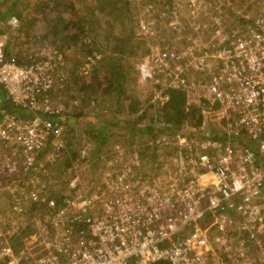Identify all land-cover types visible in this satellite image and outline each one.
<instances>
[{
  "label": "built area",
  "instance_id": "1",
  "mask_svg": "<svg viewBox=\"0 0 264 264\" xmlns=\"http://www.w3.org/2000/svg\"><path fill=\"white\" fill-rule=\"evenodd\" d=\"M259 1L254 15L247 3L228 18L217 3L207 18L202 2L190 0L191 12L177 28L187 46L151 47V57L137 70L142 81H150L163 73L208 75L217 67L200 114L203 126L179 136L170 145L179 157L162 158L154 172L142 170L140 152L118 146L122 169L99 179L98 186L84 185L79 163L63 168L59 180L50 173L70 156L65 126L45 115L61 108L50 93L63 86L64 56L56 58L61 67L48 55L20 64L6 57L0 41V82L29 114L0 121V224L11 216L7 228H0V264H264V0ZM18 22L16 16L9 20L14 27ZM146 25L141 23L145 36H155ZM91 152L88 143L80 153L84 159ZM25 231L26 247L16 242Z\"/></svg>",
  "mask_w": 264,
  "mask_h": 264
},
{
  "label": "rangeland",
  "instance_id": "2",
  "mask_svg": "<svg viewBox=\"0 0 264 264\" xmlns=\"http://www.w3.org/2000/svg\"><path fill=\"white\" fill-rule=\"evenodd\" d=\"M104 1L105 2L100 3V0H0V5L2 7L0 10V18L5 17L6 13L10 10V6L14 5L13 3L16 2L17 4L14 10L22 12V19H30L29 25H26L23 29H20L22 24L21 19H19L18 26L16 27L9 25L7 22L8 20L4 21V27L0 26V41L4 42L5 45L10 42L12 45L15 44L16 47L18 46L24 51H30L33 54L36 53L30 58L32 60H38L40 59L39 57H44L46 55L56 59L59 57V54L65 56L64 53L69 54L70 52L72 57L70 59L68 58V65L65 64L69 68L71 77H74V75L80 76L78 89H70V91L67 92L68 94L65 92V94L60 97V92H52L53 94H50V98L58 107H60V105L62 107L65 101L69 104L71 103L73 106L70 108H65V106H63L62 109L66 110L65 112L68 115L70 114L71 118L73 117V119H75L70 123L69 127L73 129V132L75 133L74 136H76L72 142V149L78 151L79 154L78 157L72 159H68V155L64 160L52 167L50 173L54 179L56 178V180L63 177V168L67 167L68 169L71 165L73 166V164L79 163V168L84 169V185H93L94 183L95 186H98L99 184L96 182L99 179L104 178L107 175L110 177L115 170L118 171L122 169V164L119 163V158H121V156L118 151L120 150L117 145H122L121 148L124 150L139 149L137 152H140V164L143 165L142 170L145 171L146 169H149V172H154L156 169L159 170L162 158L167 160L179 157L180 151L170 145L176 143L180 139L179 136H188L190 133L194 135L198 128L203 126L200 114L202 107L205 108L207 104L205 98L206 89L207 86H209L211 79L216 72H218V68L215 67L212 73L208 75L189 72L186 76H177L176 74H173L172 76L163 73L158 75L154 80L140 81L137 65L144 58L148 59L151 57V47L154 49L159 48L167 50L172 43L178 44L182 48L187 46L185 40L187 36L185 37V32L183 31V36H179L180 34L178 33L177 28L183 26V18L181 17H185L191 12L189 7L190 0H185V2L188 1V4L186 3V5L181 3L179 5V11L181 12L177 11V13L173 9H169L170 4L168 3V0ZM199 1L202 2L200 11L205 10L207 12V18L211 13L214 14L217 11L215 8L217 7V3H220L218 5L221 7L222 5L224 6L221 9L228 18L232 17L230 10L234 11L240 9L241 6H244L247 3L250 4L249 10L253 15L260 9L259 5L263 4V2L259 0H255L254 2L251 0ZM164 2H166L165 5ZM180 2L182 1L176 0L175 5H178ZM255 2L259 5H256ZM158 4L159 7L158 10H156L155 6H158ZM94 7L96 8L95 15H90L91 13H88V10L92 11V8ZM102 8H105V10L103 11ZM63 10H66V12L71 15V18L75 21L76 27L78 26L76 21L81 17H84L81 26L85 25L86 27V25H88L87 27L91 28V31L93 30L88 34L85 33L86 28L85 30H80L82 33L80 40L83 39L82 43H84L86 38L87 40L89 38H94L98 41L97 44L88 40L95 44L90 43L92 47L88 50H76L80 55L78 57L74 56L73 53L75 51L73 52L72 50H65L59 53L60 49L64 47L63 43L66 44L71 41L68 39V41L65 42L67 37L62 32L59 34V14H61ZM153 11L154 13H151ZM99 13L100 16H105L104 21L99 20V17L97 16ZM124 13H127L126 18L124 17ZM118 15H120V17ZM129 15L131 19L134 18L133 22L130 17L127 18ZM113 21L114 25L111 26L110 23ZM144 22L147 24L146 26L150 28L152 33L155 32L153 38L149 35L144 36L145 34L141 30V23ZM133 27L137 34L148 38L149 45L143 44L132 38L131 29ZM195 27L198 28V25L196 24ZM187 34H189V32ZM54 35H59L61 38L58 37L57 40H55L52 37ZM49 37L53 43L51 46L44 49L51 50V52L43 51L44 49L42 47L36 50L37 46L41 43L43 44L44 41H46L44 45H49L48 43L51 42V40H47ZM114 46L118 47V49H120V47L125 48L127 50L126 54L121 55L115 51L116 49H113ZM74 47L76 48L77 46ZM82 50H85L86 52H81ZM89 51L90 54L95 53V55H92L94 56V59L88 54ZM111 53H114L115 57H118L119 59L122 57L121 61H124V63L134 65L136 71L130 72L129 68L128 71L129 74L131 73L135 75L136 79H131L129 77V81L126 83V85H129L127 92L125 91L122 94L114 92L112 95H109L107 99V97H103L102 94L94 92L92 86L96 83L94 81L95 75L92 72V69L102 68L103 61L97 63V61H95L97 59L96 56L103 60L104 56H110ZM150 61H152V59H150ZM84 69L87 71H85L82 76L80 73H83ZM62 70L63 69L60 68V73ZM65 71L67 70L65 69L64 72ZM99 75L101 78L103 72L99 73ZM108 75L109 73L107 72V76ZM74 78H71L72 82L78 80ZM84 83L92 84V86L86 91V94L84 93L86 88ZM174 89L177 90L176 94L171 92V90ZM89 94L92 95L91 98L94 101V105H90L89 97L87 96ZM132 103H137L141 109L137 115H131V122L135 123V129L133 132H129L125 129L126 124L121 121L118 112L116 113L120 118L119 126H115V122L111 117L113 112L121 109L123 106V109L130 107ZM107 109L109 110L108 113ZM77 112L82 113L77 116ZM88 115L94 117H89ZM95 116H99L96 118V120H98L97 122L93 119ZM103 117L105 119H103ZM151 126H157L161 129L173 128L175 130L164 132L156 129L155 131L148 133L146 130ZM91 127H96L98 131L106 132L105 147H101L100 151H98V149H96V151L93 150L90 155H86L83 159L80 152L88 142L87 129H90ZM131 144L134 145L131 146ZM155 151L158 155L154 154ZM68 153L69 152H67V154ZM128 156V153L125 152V157ZM125 161L123 163H125ZM66 163H68V165H66ZM11 209L12 205H6L7 213L11 212ZM6 218L7 219L0 224V228L2 229L7 228L11 216L7 215ZM2 229H0V231ZM23 237L24 238H21L16 242L20 245L22 240L26 247V241L30 240V236L26 234L23 235ZM25 247H22V249H25ZM258 264L261 263L259 262Z\"/></svg>",
  "mask_w": 264,
  "mask_h": 264
},
{
  "label": "trees",
  "instance_id": "3",
  "mask_svg": "<svg viewBox=\"0 0 264 264\" xmlns=\"http://www.w3.org/2000/svg\"><path fill=\"white\" fill-rule=\"evenodd\" d=\"M3 1H5V0H3ZM181 1L182 2H180L178 5H175L176 0H168V3L170 4L169 5V7H170L169 9H173L176 13H177V11L181 12V11H179V9H180L179 5L181 3H183L185 5H186V3L188 4V1H186V2H185V0H181ZM103 2H105V1L104 0H100V3H103ZM13 4L14 5L10 6V8H9L10 10L6 13L5 17L0 18V26L4 27V25H5L4 21L8 20L7 22L9 23V20L11 19V17L16 16V17H18V19L22 20V24H21L20 29H23L24 27H26V25H29L30 19L29 20L28 19H22V17H23L22 12L14 10V8L16 7L17 3L14 2ZM165 4H166V2H164V5ZM177 6H178V8H177ZM158 7H159V4H158V6H155V9L158 10ZM1 8L2 7L0 5V10H1ZM102 10L104 11L105 8H102ZM95 11H96V8L94 7V8H92V11L88 10V13H91L90 15H95ZM121 13H120V15H121ZM126 14L124 15L125 18H126ZM120 15H118V16L120 17ZM97 16L99 17L100 21H104V17L105 16H100V13L97 14ZM129 17H130V15L127 18H129ZM130 19H131V17H130ZM131 20L133 22L134 18L131 19ZM83 21H84V17H81L80 19H78L76 21V23L79 26V27L77 26L78 27L77 28L76 25H75L74 19L71 18V15H69L66 12V10H63V12H61V14H59V34H60V32H62L67 37V40H65V42L68 41V39L71 40L70 42H67L66 44H64L62 42L64 47H62L60 49L59 53H61L62 51H65V50H69V51L72 50L73 52L74 51L76 52V53L75 52L73 53L74 56L78 57L80 55H79V52H77L76 50H80V49L88 50V49H91V47H92L91 44H95V43L98 44V41H96V39H94V38H89L88 40H91L92 42H95V43H91L90 41L87 40V38L85 39L84 43H82L83 39L80 40L81 35H82L80 30H85V28H86L85 33H87V34L91 31L90 30L91 28L87 27L88 25H86V27H85V25L81 26ZM110 25L113 26L114 25V21L112 23H110ZM131 31H132V36H133L132 38L136 39L137 41H139V42H141L143 44L149 45L148 44V38L144 37L145 35L142 36V35L137 34L135 32V30H134V27L131 29ZM71 33H72V35H71ZM65 36H62V37H65ZM52 37H53V39L57 40L59 35H54ZM59 38H61V37H59ZM151 38H153V37H151ZM47 40H51V38L49 37V39H47ZM45 42L46 41H44L43 44L41 43L40 45H38L36 50L38 48H40V47H42L43 49L47 48V47L51 46V44L53 43V41L51 40V42L48 43L49 45H44ZM74 46H77V47L75 48ZM113 49L114 50L116 49L115 51H117L121 55L122 54L125 55L126 52H127V50L125 48H122V47H120V49H118V47L114 46ZM43 51H48V49H44ZM81 52H86V51L82 50ZM114 53H111L110 56H104L103 60L96 56L97 59L95 61H97V63H101L103 61V64L101 66L102 68H93L92 69L93 71L91 70L94 73V75H95L94 81L96 83L95 84L96 87H95V85L92 86V84H89V83L85 84L84 83L86 85V88H85V91H84L85 94H86V91L91 86L93 87L94 92H96V93L98 92L99 94H102L103 97H107V99H108L109 95H112L114 92H116L118 94H122L125 91L127 92V88L129 87V85H126V83H128L129 77L131 79H136L135 75H133L131 73L129 74L128 68L130 69V72H132V71L135 72L136 70L134 69L135 68L134 65H128L127 63H124V61H121L122 57L119 59L118 57H115ZM5 54H6L7 58H16L17 62L20 63V64L31 65V64H33L34 60H32L30 58H32V56H34L36 53L33 54L30 51H24L23 49L19 48L18 46L16 47L15 44L12 45V43L9 42V43H7L5 45ZM64 54H65V56H64L65 63L67 64V61H69V59L72 57V54L70 55V52H69V54H66V53H64ZM88 54H90V51H89ZM90 55L91 56L95 55V53H92ZM93 57L94 56H92V58ZM55 62L59 66L58 59H56ZM66 64L63 67H61L63 64L59 66L62 69H64V70L66 69L67 70V71H65L66 74H65L64 70H62V74L64 75V77L62 79L63 86L59 88V91H55V92H60L59 93V97L63 96L65 94V92L66 93L69 92L70 89L71 90H74V88L78 89V85H79L80 76L79 75H77V76L74 75V77L76 79H78V80H74L72 82L71 78H74V77L73 76L71 77L70 72H69V68L67 67L68 64L67 65ZM85 69H86V67H85ZM85 69H84L83 73H80V75H82V76L84 75V72L87 71ZM81 70H83V69H81ZM102 72H103V76L100 78L99 73H102ZM107 72L109 73L108 76H107ZM76 73H78V72H76ZM59 78H62L61 74H59ZM140 81H142V80L140 79ZM79 91H81V90H79ZM55 92H53V93H55ZM171 92L176 94L177 90L174 89V90H171ZM53 93H50V94H53ZM87 96L89 97L88 99H89L90 105H94V101L91 98L92 95L89 94ZM63 106H65V108H70L72 106V104L71 103L69 104L67 101H65ZM62 107L60 108L58 114H55V115L45 114V115L48 116L50 119L59 122V124L61 123V124H63L65 126V140H66V143H67V150L70 153V156H69L68 159H72V158H76V157L79 156L78 151H75V150L72 149V146H73L72 142H73V140H74V138L76 136H74L75 133L73 132V129L69 127L70 123L73 122V120H75V119H73V117L71 118V115L70 114L68 115L65 112L66 110L62 109ZM123 108H124V106L121 109L113 112L111 118L115 122V126H119V120L121 118V121L125 122V124H126L125 125V129H127L129 132H133L134 129H135V123L131 122L132 121L131 120V118H132L131 115H137L138 112H140L141 108H139L137 103H135V104L132 103L130 105V107H127L125 109H123ZM108 112H109V110L107 111V113ZM116 112H118V114L120 115V118L118 117V114ZM81 113L77 112V116H78V114L80 115ZM6 115H19V116L28 115L29 116L28 112L24 108H22L21 106H19L18 104H16L13 101L12 97L9 96L7 89L0 82V121L2 119H4ZM88 116L89 117H94L92 115H88ZM98 117L95 116V118H93V119L96 120V118H98ZM103 119H105V118L103 117ZM97 121L98 120H96V122ZM156 129H159V130L164 131V132L168 131V130H175L173 128L161 129V128L157 127V126H151V127H148L146 131L149 133V132L155 131ZM87 131H88V142L86 144L87 145H88V143L91 144L92 151L93 150L96 151V149H98V151H100L101 147H105V142H106L105 133L106 132L98 131V129L96 127L95 128L91 127L90 129H87ZM213 137L215 139H224V140L227 139V137L225 135L220 134V133H214ZM117 144H120V143H117ZM133 145L134 144H131V146H133ZM118 146L121 147L122 145H117V147ZM254 148H256V146ZM135 150L138 151L139 149H135ZM66 165H68V163H66ZM24 177H26V179L29 178L27 175L24 176ZM26 234H27V231H25L23 235H26ZM154 264H172V263H170L168 261H160V262H157V263H154Z\"/></svg>",
  "mask_w": 264,
  "mask_h": 264
},
{
  "label": "crops",
  "instance_id": "4",
  "mask_svg": "<svg viewBox=\"0 0 264 264\" xmlns=\"http://www.w3.org/2000/svg\"><path fill=\"white\" fill-rule=\"evenodd\" d=\"M157 152H158V151H157ZM154 154H155V155H158V154H156V151L154 152Z\"/></svg>",
  "mask_w": 264,
  "mask_h": 264
}]
</instances>
